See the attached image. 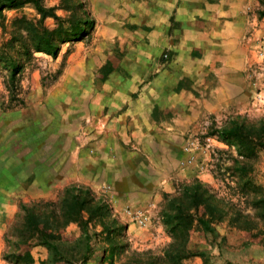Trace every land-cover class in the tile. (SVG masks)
Segmentation results:
<instances>
[{"label":"rangeland","instance_id":"374dc122","mask_svg":"<svg viewBox=\"0 0 264 264\" xmlns=\"http://www.w3.org/2000/svg\"><path fill=\"white\" fill-rule=\"evenodd\" d=\"M139 1L42 0L45 7H54L58 16L69 21L64 28L77 30L83 18L92 20L91 26L84 27L86 33L77 35L79 39L56 37L60 49L53 58L44 52L20 55L19 40L28 42L36 30H41L40 15L31 3L17 0L18 7L12 8L9 2L0 0V264L28 263L24 257L15 258L20 250V205L56 202L72 186L90 188L97 198L108 202L112 217L126 225L122 234L128 252L162 255L171 241L162 215L170 210L171 197L194 179L206 183L223 198L227 214L216 226L220 233L216 240L196 228L192 231L191 248L205 250L207 263L197 256L182 264H264V236L251 238L229 223L235 209L256 217L258 222L261 209L243 203L232 170V159L240 158L238 145L225 144L216 131L237 116L250 122L264 118V47L258 40H264V35L248 39L250 33L244 34L252 47L245 65L247 84L239 92L240 97L217 91L214 80L206 78L205 84L196 85L179 77L175 88L178 103L152 106L148 128L153 133L146 139L104 140L102 134L108 126L105 117L111 112L97 107L102 84L112 78V86L127 91L124 98L135 99L160 71L155 69L144 76L142 61L137 57L146 50L145 44H140L139 34L144 33L140 29L147 28L148 20L154 22L139 7ZM253 4L247 15L264 18L257 15L259 1L253 0ZM83 12L89 16L84 17ZM42 23L51 27L54 20L46 18ZM6 53L21 66L13 90L8 83L13 65ZM170 57V52L164 50L159 61ZM102 143L106 146L99 152L95 146ZM112 160H118L116 166L109 165ZM250 176L256 186L264 189V151L259 152ZM165 180L171 191L161 189ZM142 190L145 202L141 201ZM133 210L146 214L145 226L131 219L127 212ZM129 226L135 231H128ZM260 229L259 223L252 233ZM65 233L76 234V226H68ZM30 252L35 264L46 257L40 247H32Z\"/></svg>","mask_w":264,"mask_h":264},{"label":"trees","instance_id":"16d2710c","mask_svg":"<svg viewBox=\"0 0 264 264\" xmlns=\"http://www.w3.org/2000/svg\"><path fill=\"white\" fill-rule=\"evenodd\" d=\"M10 7L16 8L17 0H4ZM22 3H31L40 15L38 21L41 30H36L28 42L20 41L23 57H29L34 52H44L55 58L59 51L56 37L61 35L79 39L85 34V25L91 26L92 20L83 12L85 18L81 26L74 28L63 27L69 22L58 16L54 7H45L42 0H18ZM260 8L258 17H264V0H258ZM83 8V5H79ZM1 10V7H0ZM46 18L54 20L53 25L47 26L42 22ZM78 31L79 34L77 33ZM29 33V28H28ZM77 33V34H76ZM62 39V38H61ZM63 38V42H65ZM15 40L13 38L11 43ZM10 42L8 44H11ZM13 44V43H12ZM11 44V48L13 45ZM12 69L8 71L10 89L17 87L16 77L21 71V66L16 65L15 58L6 53ZM219 138L225 144L236 142L238 157L233 158V176L236 186L244 199L245 206L260 207V221L242 210L235 209L232 203L230 208L235 209L234 216L230 218L231 226L244 230L246 236L251 238L264 236V189L256 186L251 178L258 154L264 151V118L250 122L244 117H234L232 121L216 130ZM213 151L227 153L226 150L213 149ZM213 155V154H212ZM223 198L219 197L206 183L194 179L183 186L182 192L171 197L170 210L162 215L163 224L171 236V241L166 245L162 255H153L150 252H128V244L123 240L122 231L125 224L115 216L112 217V208L103 199L97 198L90 188L72 186L64 191L56 202L40 201L31 205H20L22 211L21 228L17 234L19 252L15 258L24 257L27 264H35L32 247H40L46 252L45 259L39 264H182L190 257H202L207 263L205 250L191 248V235L194 228L202 231L206 237L216 240L220 237L216 226L224 221L227 214L223 205ZM225 202V201H224ZM226 203V202H225ZM260 223L262 229L252 233ZM70 225L76 226V234L66 235L65 231ZM224 240V237L221 238ZM128 253L124 255V253ZM124 255V260L121 259ZM122 260V261H121Z\"/></svg>","mask_w":264,"mask_h":264},{"label":"crops","instance_id":"0c3cea01","mask_svg":"<svg viewBox=\"0 0 264 264\" xmlns=\"http://www.w3.org/2000/svg\"><path fill=\"white\" fill-rule=\"evenodd\" d=\"M138 5L154 22L150 19L147 28L140 29L144 32L139 34L140 44H145L146 50L137 57L142 61L144 76L155 69L160 71L135 99L124 98L127 91L112 86L109 82L112 78L102 84L97 107L111 112L105 117L108 126L102 134L104 140L146 139L153 133L148 128L152 106L157 103L171 107L178 103L175 88L179 77H186L196 85L205 84L206 78L214 80L218 83L217 91L239 96L247 84L245 65L252 47L244 40V34L264 35V18L247 15L253 9V0H140ZM164 50L171 57L162 62L159 54ZM179 92L185 94L184 90ZM104 146L102 143L95 149L101 152ZM125 159L129 160L128 153ZM117 161L112 160L109 165L116 166ZM161 189L171 191L167 180L162 182ZM142 194L141 201L145 202L144 190ZM129 230L135 228L129 226Z\"/></svg>","mask_w":264,"mask_h":264},{"label":"built area","instance_id":"2783aa9c","mask_svg":"<svg viewBox=\"0 0 264 264\" xmlns=\"http://www.w3.org/2000/svg\"><path fill=\"white\" fill-rule=\"evenodd\" d=\"M252 34H249L248 39H252ZM262 38H259L258 40L261 42V46L264 47V40ZM263 50L259 51V54L261 55ZM131 219L138 223L140 226H145L147 224V216L142 210H133L127 212Z\"/></svg>","mask_w":264,"mask_h":264}]
</instances>
